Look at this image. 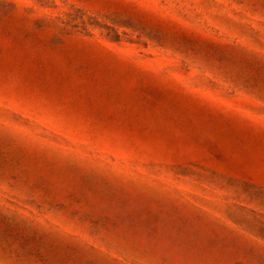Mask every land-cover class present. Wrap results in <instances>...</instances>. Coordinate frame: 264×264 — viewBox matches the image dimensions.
<instances>
[{
  "label": "rangeland",
  "instance_id": "374dc122",
  "mask_svg": "<svg viewBox=\"0 0 264 264\" xmlns=\"http://www.w3.org/2000/svg\"><path fill=\"white\" fill-rule=\"evenodd\" d=\"M0 264H264V0H0Z\"/></svg>",
  "mask_w": 264,
  "mask_h": 264
}]
</instances>
